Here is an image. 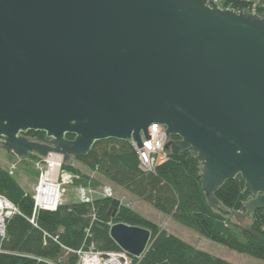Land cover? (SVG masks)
<instances>
[{"label": "water", "instance_id": "1", "mask_svg": "<svg viewBox=\"0 0 264 264\" xmlns=\"http://www.w3.org/2000/svg\"><path fill=\"white\" fill-rule=\"evenodd\" d=\"M152 125L194 154L212 209L240 177L245 216L264 210V16L215 0H0L1 151L68 162L101 141L140 148ZM109 234L138 259L150 241L122 223Z\"/></svg>", "mask_w": 264, "mask_h": 264}, {"label": "trees", "instance_id": "2", "mask_svg": "<svg viewBox=\"0 0 264 264\" xmlns=\"http://www.w3.org/2000/svg\"><path fill=\"white\" fill-rule=\"evenodd\" d=\"M215 1L221 8L251 11L247 0ZM255 13L264 16V12ZM25 137L46 143L43 133L30 132ZM175 140L171 138L167 160L154 173L140 171L130 142H97L85 157L74 160L179 225L233 252L264 261V210L245 216L242 204L251 195L243 181L240 177L227 181L215 194L220 207L212 209L201 189L198 161L194 154L180 152L173 145ZM89 180L94 187L99 185L96 179ZM82 183L85 185L86 180ZM0 196L17 209L6 221L5 237L0 239V264H77L73 252L91 246L103 254L121 253L109 234L110 227L118 223L150 232L145 254L132 258L133 264H230L160 229L122 204L111 217L108 213L112 200L108 198H97L89 204H61L55 211L39 210L33 217L31 195L1 166ZM240 217H249L251 225L243 227L232 221Z\"/></svg>", "mask_w": 264, "mask_h": 264}, {"label": "rangeland", "instance_id": "3", "mask_svg": "<svg viewBox=\"0 0 264 264\" xmlns=\"http://www.w3.org/2000/svg\"><path fill=\"white\" fill-rule=\"evenodd\" d=\"M247 1L250 3L251 11L264 12V3L261 0ZM39 158V156L38 158L36 157V154H31L29 157L23 159L13 158L4 151L0 150V166L3 169L8 170L9 166L12 163H15L16 170L12 177L16 180L24 192L31 195L32 198L40 179V170L39 167H37L38 161H41ZM63 167L67 168L64 169ZM61 173L70 177V179L65 182H62L60 179L61 186L59 205H67L76 202L82 203V191L85 192V197L90 199L91 202L97 198H108L111 200L117 199L122 205L132 211H135L148 221L158 225L160 229L173 234L202 252L223 259L230 264H264V261L262 260L233 252L200 236L194 231L179 225L168 216H165L155 210L151 205L131 196L123 189L100 179L94 172H91L87 167L83 166L80 162L74 159H71L68 162L62 161ZM89 179H96L99 185L94 187ZM84 180H86L85 185L82 183ZM107 187L111 188V197L102 196V190ZM232 221L243 227H249L251 225V219L249 217H240L239 219L233 218ZM115 255L123 263L133 264L132 258L134 257H131L124 252L116 253Z\"/></svg>", "mask_w": 264, "mask_h": 264}, {"label": "built area", "instance_id": "4", "mask_svg": "<svg viewBox=\"0 0 264 264\" xmlns=\"http://www.w3.org/2000/svg\"><path fill=\"white\" fill-rule=\"evenodd\" d=\"M253 12L254 11H247ZM166 141L165 129L160 125H152L150 127V139L143 140L142 146L138 148L136 144L130 140V144L134 149L137 160L138 167L140 171L144 173H154L156 168L163 164L167 160L166 149L163 146ZM59 159L58 168H52L50 164L51 159ZM37 163V167L40 170V179L37 187L35 188L33 195V217L39 210H47V211H55L59 206V199L52 204H46L42 199V195L39 191L41 186L45 185V177L51 173L53 176L52 183L56 185L60 192V182L67 181L70 177L61 173V164L62 157L56 154H48L44 158H39ZM16 170V164L12 163L8 168V174L13 175ZM61 179V180H60ZM48 182V181H46ZM90 192V191H89ZM111 188L107 187L102 190L103 197H111ZM85 192L82 191V203H90L91 200L85 197ZM17 213V209L15 206L9 202L6 198L0 196V239H4L5 237V223L6 221L14 214ZM33 217L31 223H33ZM78 258L77 264H126L119 260V258L115 255L116 253H108L103 254L96 252L91 246L88 250H78L73 252Z\"/></svg>", "mask_w": 264, "mask_h": 264}, {"label": "bare ground", "instance_id": "5", "mask_svg": "<svg viewBox=\"0 0 264 264\" xmlns=\"http://www.w3.org/2000/svg\"><path fill=\"white\" fill-rule=\"evenodd\" d=\"M59 162H60L59 159L52 158L50 160V164L54 169L58 168ZM52 180H54L53 176L51 173H49L45 177V185L44 186L42 185L41 188L39 189L42 195V199L44 200V202H47L46 204H52L60 198V192L56 187V185L52 183Z\"/></svg>", "mask_w": 264, "mask_h": 264}, {"label": "flooded vegetation", "instance_id": "6", "mask_svg": "<svg viewBox=\"0 0 264 264\" xmlns=\"http://www.w3.org/2000/svg\"><path fill=\"white\" fill-rule=\"evenodd\" d=\"M25 138H27V137H25ZM28 139V138H27ZM29 140V139H28Z\"/></svg>", "mask_w": 264, "mask_h": 264}]
</instances>
